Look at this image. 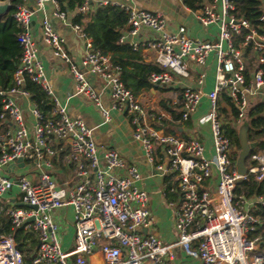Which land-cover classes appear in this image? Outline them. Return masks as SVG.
<instances>
[{
	"label": "built area",
	"instance_id": "2783aa9c",
	"mask_svg": "<svg viewBox=\"0 0 264 264\" xmlns=\"http://www.w3.org/2000/svg\"><path fill=\"white\" fill-rule=\"evenodd\" d=\"M47 4L55 6L54 16L66 19L59 0H21L14 6L12 18L19 29L16 39L21 57L12 88L0 93V121L6 123L0 132V211L10 219L14 230L35 232L37 248L25 256L17 249L13 235L0 234V264H91L94 254L99 255V264H166L174 260L177 249L195 257L199 264H264V221L256 215L259 208H264V196L247 198L236 193L240 182L264 179V149L250 153L246 174L238 175L233 157L236 147L224 132L225 121L218 105L219 95L225 91L239 110L231 121L237 128L250 100H264V14L256 30L235 14L233 0H208L194 11L202 26H218L217 39L206 41L191 39L184 26L168 30L160 13L120 6L127 14L128 26L127 35L119 39L121 43L136 50L139 44L127 42L128 35L136 36L142 29L156 33L143 44L154 52L159 69L149 75L152 87L168 86L174 76L189 78V62L204 65L207 57L215 54L214 89L205 94L185 87L179 118L187 122L202 97L207 96L210 106L200 121L210 129L212 149L208 156L198 139H184L152 128L137 95L121 81L120 67L94 49L82 28L73 24L86 43L78 67L66 51L64 38L44 14ZM106 5L102 2L99 7ZM76 9L81 15L91 12L87 2ZM39 13L43 14L42 42L54 58L67 65L71 75L73 91L68 98H87L99 110L104 123L109 122V109L86 78L87 74L98 76L108 87L111 107L127 116L133 138L140 143L147 161L154 162L156 148L163 151L166 166L158 164L156 168L174 177V191L178 194V201L170 204L174 242L164 243L152 232L149 196L137 185L141 180L137 166L126 163L113 148L100 150L92 130L82 120L71 118L54 95L31 35L32 18ZM243 30L247 33L236 46L235 39ZM247 49L257 62L251 80L245 76L243 54ZM25 76L41 87L52 104L47 114L33 105L30 127L14 98L17 94L30 98L29 92L22 89ZM203 81L202 73L197 84ZM62 150H66L63 162L72 175L58 182L52 171ZM19 159L24 163L22 168L16 165ZM10 164L15 168L7 172ZM67 208L72 210L75 233L71 248L63 250L53 213Z\"/></svg>",
	"mask_w": 264,
	"mask_h": 264
},
{
	"label": "crops",
	"instance_id": "0c3cea01",
	"mask_svg": "<svg viewBox=\"0 0 264 264\" xmlns=\"http://www.w3.org/2000/svg\"><path fill=\"white\" fill-rule=\"evenodd\" d=\"M66 19L60 20L53 15L55 6L47 4L44 8V14L50 21L53 29L58 32L65 40V48L72 61L80 67V61L85 51V40L80 38L78 32L73 28V19L77 15V1L79 0H63ZM87 2L91 8V12L95 11L99 4L107 2L111 5L126 6L138 10H146L154 13H160L165 21L168 30H174L179 26H184L187 34L193 40L215 41L218 34V26L216 24L210 26H202L195 16V12L187 8L180 0H80ZM205 0L204 3H207ZM0 5H10L11 0H0ZM29 5H32L29 2ZM70 5V6H69ZM8 15V14H7ZM3 16L0 22L7 16ZM43 14L32 18L31 35L36 42L39 56L42 61L45 76L50 84L52 91L59 102L66 106L68 115L74 119L82 120L91 130L92 137L100 150L113 148L126 163L137 166L141 180L138 186L145 190L149 196V209L151 211L154 227L152 232L156 237L164 243H172L175 241V233L173 230L172 208L171 203L178 201V194L174 191L176 181L169 172H163L156 167L162 164L166 166L167 160L160 148L155 149V159L153 163L147 161L144 151L138 141L133 138L132 127L127 116L111 107L108 87L105 82L98 76L87 74L86 78L95 92L98 94L101 103L110 111V121L104 123L103 117L96 106L83 96H74L68 98L73 91V82L68 67L65 63L52 56L51 50L41 40V19ZM128 26L122 30V34L127 35ZM156 36V33L148 29H142L136 36H127V42L130 40L139 44V55L144 63L155 64V54L152 50L143 47L147 41ZM245 69L248 80H251L254 70L257 68V62L254 54L249 50L244 52ZM190 76L186 79L173 77V82L164 87H151L137 93V99L145 109L147 119L155 130L166 134H176L184 139L196 138L205 147L206 155L211 154V136L207 123L201 118L207 113L210 102L207 96H203L200 105L191 116V118L182 123L179 121L181 110V92L185 87L197 88L207 94L212 91L215 86V68L216 56L211 53L204 65H198L189 62ZM204 74L203 84L198 85L197 79ZM14 98L18 101L28 127L33 124L31 109L33 104L30 98H26L19 94ZM261 98L250 100L257 102ZM221 108H226L224 103H220ZM237 130V128H236ZM72 175V171L65 163L59 159H55L52 176L58 182H62ZM5 215V214H4ZM6 216V215H5ZM54 220L59 225L58 238L63 250L71 248L74 237V226L72 210L70 208L57 210L53 213ZM100 257L94 254L90 258L91 264H99ZM166 264H199L195 257L187 255L183 250L177 249L173 261H166Z\"/></svg>",
	"mask_w": 264,
	"mask_h": 264
},
{
	"label": "trees",
	"instance_id": "16d2710c",
	"mask_svg": "<svg viewBox=\"0 0 264 264\" xmlns=\"http://www.w3.org/2000/svg\"><path fill=\"white\" fill-rule=\"evenodd\" d=\"M21 0H11V10L0 22V93L10 90L13 86V76L16 72L21 57V47L16 36L19 32L16 22L12 18L14 6ZM183 4L192 11H198L203 6L205 0H182ZM63 0H59L60 9L63 10ZM77 1V4H82ZM235 14L244 18L251 28L259 30L262 22L259 18L264 14V0H233ZM70 6V5H69ZM73 23L79 25L91 40L94 49L109 57L113 65L120 67V79L123 84L133 93L148 90L152 86L149 82V75L159 71L158 67L152 63H144L139 55V48L133 49L128 43L119 41L122 30L127 23L126 12L117 5L108 4L98 7L95 11L86 15L77 14ZM247 32L243 30L240 36L235 39L237 46ZM249 49L246 50L248 52ZM248 80L247 72H245ZM22 89L29 92L31 103L43 114H47L52 107L50 98L41 87L33 82L29 77H24ZM3 96L0 94V113L2 112ZM224 103L226 108L220 111L225 122L223 129L232 144L236 147L234 160L240 150L237 137V130L232 126L231 121L238 115V109L234 106L232 99L225 91L220 93L218 105ZM245 117L251 122V129L248 136L250 142L254 143L251 154L264 149V100L248 104L244 111ZM180 117V114H179ZM231 119V120H230ZM6 123L0 121V132L4 130ZM66 150L58 153L59 162L63 160ZM236 193L243 194L247 198L264 196V179L255 182L253 179L242 181L237 185ZM256 215L264 221V208H259ZM0 234H11L14 236L17 249L25 256L32 254L37 248V235L33 231L14 230L10 219L0 211Z\"/></svg>",
	"mask_w": 264,
	"mask_h": 264
},
{
	"label": "water",
	"instance_id": "95a60500",
	"mask_svg": "<svg viewBox=\"0 0 264 264\" xmlns=\"http://www.w3.org/2000/svg\"><path fill=\"white\" fill-rule=\"evenodd\" d=\"M11 10L10 5H0V19L1 17L7 15ZM251 129V122L244 116L240 123L237 126V137L240 144V150L237 153L236 157V171L237 174L243 176L247 172L246 168V160L248 159L252 149L254 148V143L249 140V130ZM18 168H22L24 163L21 159H19L16 163ZM15 168V164H10L8 166L7 172L13 171ZM18 206H22V204H18ZM35 209V207H32ZM33 219H31L32 221Z\"/></svg>",
	"mask_w": 264,
	"mask_h": 264
},
{
	"label": "rangeland",
	"instance_id": "374dc122",
	"mask_svg": "<svg viewBox=\"0 0 264 264\" xmlns=\"http://www.w3.org/2000/svg\"><path fill=\"white\" fill-rule=\"evenodd\" d=\"M227 121H229V119L225 120V122H227ZM16 192H17V189H14L13 193H16Z\"/></svg>",
	"mask_w": 264,
	"mask_h": 264
}]
</instances>
